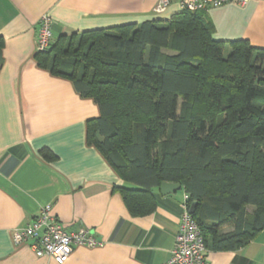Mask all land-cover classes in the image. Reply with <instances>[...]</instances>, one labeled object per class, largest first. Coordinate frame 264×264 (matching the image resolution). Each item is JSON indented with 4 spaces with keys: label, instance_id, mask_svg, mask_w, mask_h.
Returning <instances> with one entry per match:
<instances>
[{
    "label": "trees",
    "instance_id": "1",
    "mask_svg": "<svg viewBox=\"0 0 264 264\" xmlns=\"http://www.w3.org/2000/svg\"><path fill=\"white\" fill-rule=\"evenodd\" d=\"M212 33L204 11L184 10L61 35L34 58L98 106L86 144L130 186L114 190L131 215L179 183L205 248L235 251L264 229V50ZM3 48L0 36V69Z\"/></svg>",
    "mask_w": 264,
    "mask_h": 264
},
{
    "label": "crops",
    "instance_id": "2",
    "mask_svg": "<svg viewBox=\"0 0 264 264\" xmlns=\"http://www.w3.org/2000/svg\"><path fill=\"white\" fill-rule=\"evenodd\" d=\"M158 1L0 0V264H56L12 242L13 232L46 206L65 231L86 227L99 243L75 248L64 264H162L170 258L184 192L161 195L153 188L155 210L131 215L114 190L128 185L86 144V122L99 116L98 106L69 81L38 68L34 58L42 15L50 18L53 42L61 35L168 20L181 12L171 3L156 14ZM204 14L215 41L241 40L264 50V0L209 7ZM205 256L207 264H264V229L243 248L206 249Z\"/></svg>",
    "mask_w": 264,
    "mask_h": 264
},
{
    "label": "built area",
    "instance_id": "3",
    "mask_svg": "<svg viewBox=\"0 0 264 264\" xmlns=\"http://www.w3.org/2000/svg\"><path fill=\"white\" fill-rule=\"evenodd\" d=\"M246 0H159L153 8L156 14L163 13L171 3L181 11H204L227 3L243 5ZM51 21L48 15L39 19L36 52L46 51L51 44ZM183 213L175 235L170 258L162 264H207L204 239L192 219L187 205L188 194L182 199ZM50 207H43L29 224L16 229L12 235L14 245H27L36 257L46 256L56 264H64L77 247H95L99 243L86 227L73 232L64 230L63 225L50 215Z\"/></svg>",
    "mask_w": 264,
    "mask_h": 264
},
{
    "label": "water",
    "instance_id": "4",
    "mask_svg": "<svg viewBox=\"0 0 264 264\" xmlns=\"http://www.w3.org/2000/svg\"><path fill=\"white\" fill-rule=\"evenodd\" d=\"M181 188L179 183H171V182H162L159 186V191L161 195H169L177 192ZM195 204L190 206L189 212L193 213Z\"/></svg>",
    "mask_w": 264,
    "mask_h": 264
},
{
    "label": "rangeland",
    "instance_id": "5",
    "mask_svg": "<svg viewBox=\"0 0 264 264\" xmlns=\"http://www.w3.org/2000/svg\"><path fill=\"white\" fill-rule=\"evenodd\" d=\"M178 193H179V194H180V193H182V192H181V190H180V191H178Z\"/></svg>",
    "mask_w": 264,
    "mask_h": 264
}]
</instances>
